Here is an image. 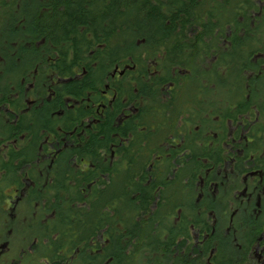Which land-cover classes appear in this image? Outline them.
<instances>
[{
  "label": "trees",
  "instance_id": "obj_1",
  "mask_svg": "<svg viewBox=\"0 0 264 264\" xmlns=\"http://www.w3.org/2000/svg\"><path fill=\"white\" fill-rule=\"evenodd\" d=\"M6 243L264 264V0H0Z\"/></svg>",
  "mask_w": 264,
  "mask_h": 264
},
{
  "label": "flooded vegetation",
  "instance_id": "obj_2",
  "mask_svg": "<svg viewBox=\"0 0 264 264\" xmlns=\"http://www.w3.org/2000/svg\"><path fill=\"white\" fill-rule=\"evenodd\" d=\"M12 254L9 252V247L6 244H0V263H15V260L12 258ZM19 263V262H16Z\"/></svg>",
  "mask_w": 264,
  "mask_h": 264
},
{
  "label": "rangeland",
  "instance_id": "obj_3",
  "mask_svg": "<svg viewBox=\"0 0 264 264\" xmlns=\"http://www.w3.org/2000/svg\"><path fill=\"white\" fill-rule=\"evenodd\" d=\"M0 264H9V263H0Z\"/></svg>",
  "mask_w": 264,
  "mask_h": 264
}]
</instances>
